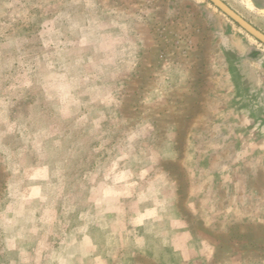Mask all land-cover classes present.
I'll return each mask as SVG.
<instances>
[{
  "label": "rangeland",
  "instance_id": "rangeland-1",
  "mask_svg": "<svg viewBox=\"0 0 264 264\" xmlns=\"http://www.w3.org/2000/svg\"><path fill=\"white\" fill-rule=\"evenodd\" d=\"M0 264H264V44L209 0H0Z\"/></svg>",
  "mask_w": 264,
  "mask_h": 264
},
{
  "label": "water",
  "instance_id": "water-1",
  "mask_svg": "<svg viewBox=\"0 0 264 264\" xmlns=\"http://www.w3.org/2000/svg\"><path fill=\"white\" fill-rule=\"evenodd\" d=\"M215 7H217L222 13L233 20L238 26L244 29L251 36L256 38L258 41L264 44V31L256 27L246 18H244L240 13H238L234 8H232L224 0H209Z\"/></svg>",
  "mask_w": 264,
  "mask_h": 264
}]
</instances>
